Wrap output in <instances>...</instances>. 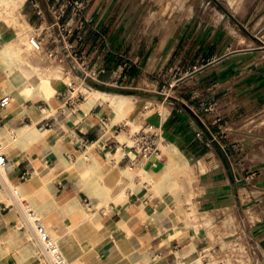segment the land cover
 Segmentation results:
<instances>
[{
    "label": "crops",
    "instance_id": "1",
    "mask_svg": "<svg viewBox=\"0 0 264 264\" xmlns=\"http://www.w3.org/2000/svg\"><path fill=\"white\" fill-rule=\"evenodd\" d=\"M186 6L191 12L177 21L173 35L152 27L148 0H86L82 16L70 20L69 9L64 18L73 27L68 43L88 55L95 68H106L96 80L100 83L135 81L166 64L170 74H180L178 96L156 129L161 152L135 165L116 156L120 133L106 132L113 110L104 97L88 103L85 93L74 106L68 102L90 84L76 72L61 31L47 23L51 38L57 31L52 43L59 42L73 79L59 82L52 97L56 111L45 98L21 96L0 108V141L10 162L7 175L0 171L5 264H46L43 254L30 262L29 200L47 220L45 225L30 208L40 222L58 235L71 264H201L197 255L211 242L203 227L186 226L176 196L164 189L165 178L156 189L157 178L139 174L143 167H156L155 155L168 157L164 144L197 165L199 202L218 216L242 217L256 254L264 258V124L249 125L253 117H264V0H190ZM31 9L34 23L44 25L43 10L36 4ZM156 61L160 65L153 69ZM6 93L0 87V100ZM26 124L46 131L7 143L6 133L16 138ZM118 170L126 175L119 182ZM13 186L26 197L19 199ZM93 186H104V196H92ZM242 191L248 198L241 205L237 193Z\"/></svg>",
    "mask_w": 264,
    "mask_h": 264
},
{
    "label": "rangeland",
    "instance_id": "2",
    "mask_svg": "<svg viewBox=\"0 0 264 264\" xmlns=\"http://www.w3.org/2000/svg\"><path fill=\"white\" fill-rule=\"evenodd\" d=\"M56 0H24L20 6L21 11V19H25L28 21L27 25V34L29 37L40 36L43 39L42 48L33 50V55H40L44 57V60L58 62L62 66L63 77L65 81L71 82L73 77L67 73V66H70L65 55L63 53V49L59 46V42L52 43V39H55V35H57V31L54 30V35L51 38V33H46L45 26L47 23H52L54 21V17L51 11V5ZM168 1V0H165ZM190 0H185L186 5ZM193 0H191L192 2ZM63 0H60L62 3ZM35 3H39L38 8L42 9L41 15H44V20L46 23L42 25L40 21L39 24H35L34 21L37 19V16L32 14L31 6ZM149 4V22L154 23L152 25L156 30L164 32H171L173 35V31L176 28V23L179 19H182L184 16L189 15L191 12V8H185L183 10H178L174 14L170 15L169 12H165L163 10V5L160 3V0H148ZM165 4V3H164ZM178 12V13H177ZM179 14L178 16H176ZM58 28V27H57ZM51 32V31H50ZM168 36V35H167ZM2 43L4 42L1 39ZM57 47V48H56ZM56 48V49H55ZM160 65V61H156L152 64L153 69L156 65ZM155 65V66H154ZM168 64L162 66V68L158 70L159 72H154L153 74L144 73L141 74L135 81H125L124 83L119 81L109 82V86L113 87H139L143 90L149 91L153 95H138L133 94L134 97L131 99V104L133 107L131 110H127V107L124 109H120V101L119 99H111L104 97L111 106L113 110V117L111 120V124L109 125V131L114 132L113 126L115 124L120 125L118 128L120 135L119 139L129 140V135L131 133H135L141 129H159L162 118L167 114L169 110V105L172 104V99L178 96V90L175 87V82H177V78L180 77V74L172 73L170 74V70L167 67ZM9 67L8 61L6 57L0 54V87L6 89V95L15 94L18 92L16 96H13L17 99L18 96H21V91L15 86L13 81L7 77L6 69ZM98 80V79H97ZM62 81V80H61ZM77 87H81V82L77 80ZM84 92L89 95V91L93 90L95 87H91L87 84L86 88H83ZM116 92L115 94H118ZM100 97V96H98ZM58 104H56L53 108V111H56ZM49 113V112H48ZM42 117V116H41ZM264 124V117L255 116L249 122V125H255L257 128ZM109 132V133H110ZM5 140L11 142L14 140V137L9 132L6 133ZM1 139V135H0ZM173 150V149H172ZM171 150L169 145H163V151L167 154V158H160L159 155H155L159 161H168L170 160V165H168L169 172L166 175H163V178L166 179L168 185L164 186V189L171 192L177 198V214L181 215L183 221L185 222L187 227L196 226L197 228L203 227L205 233L208 235V238L211 240L213 245L220 243L223 247V252L213 253L211 252L209 258H213L218 264H264V258L255 254L251 251L249 243L245 241V238L241 236L235 243L239 245H235L234 241H231L233 234V225L239 221L237 217L228 221L230 217L227 215H216V212L211 210V207L206 206L203 202L200 201V193L197 187L198 181V170L197 165L192 162V164H188L186 160L174 153ZM96 149L94 146L91 148V156L94 158ZM122 155L121 150L116 155L120 158ZM170 166V167H169ZM199 169L201 171H205L207 169L206 164H199ZM151 176L157 177L158 172H150ZM155 177V178H156ZM14 185V184H13ZM15 187L17 191H19V199L25 198V194L22 191V188ZM92 196H104V186H93ZM102 204V202H101ZM25 207L28 209H35L39 217L42 219L43 223L46 225L47 220L43 215L42 211L35 205V203L31 200L25 203ZM19 220L21 218H18ZM234 221V223H232ZM236 221V222H235ZM214 222V223H213ZM211 223L213 225L209 226ZM232 223V224H231ZM53 237H58L56 233H53L50 230ZM240 236V235H239ZM32 240L28 243L31 245ZM234 243V244H231ZM40 255L43 254L45 258V263L49 264L47 257L44 254L43 247L39 245ZM43 252V253H42ZM38 253L36 255H39ZM201 255V254H200ZM9 256V250L3 247V240L0 238V264H5L7 262V258ZM202 256V255H201ZM257 261V262H256ZM204 264H206L204 262Z\"/></svg>",
    "mask_w": 264,
    "mask_h": 264
},
{
    "label": "bare ground",
    "instance_id": "3",
    "mask_svg": "<svg viewBox=\"0 0 264 264\" xmlns=\"http://www.w3.org/2000/svg\"><path fill=\"white\" fill-rule=\"evenodd\" d=\"M23 1L24 0H0V54L6 57L9 64V67L6 69L7 77L11 79L15 86L21 91V97L24 99L45 98L47 101L52 103L53 106H55L52 97L58 93L59 82L65 77L62 75V66L58 62L47 61L44 60L45 58L40 55L32 54L33 50H35V47L32 43V37H29L27 34L26 29L28 21L26 18L23 20L21 19L22 14L20 11V6ZM160 3L163 5V10L165 12H169L171 16L175 15L174 13L176 11L183 10L186 6L185 0H160ZM178 15L179 14L176 16ZM167 37L168 36L165 37L162 45L165 43ZM1 39L4 40L3 43ZM9 96L12 99V103L15 98L13 95ZM98 96H104L111 99L118 98L120 101V109L127 107V110H131L133 107L131 104V99L134 97L133 94H111L104 90L95 88L94 92L89 94L88 103H94ZM45 131V126L38 128L35 124H26L24 127L18 130L16 138H14L12 141L20 142L25 136L28 135L38 138L40 135L45 133ZM174 149L177 148L174 147ZM152 163L156 164L154 169L143 167L139 174L141 175L142 179H150L152 176L149 173L157 171L158 176H155L157 178L155 187L156 189H161L162 187L160 184L162 183L163 175H166L169 172L168 167L163 162L159 161L156 156L152 158ZM9 165L10 162H8L6 168L1 170L4 176L7 175V168ZM124 171L125 170H118L115 172L114 178L116 181L119 182L125 179L126 175ZM128 171L132 173V169L129 167ZM14 190L17 191V189ZM112 190L113 186L109 184L108 192H111ZM122 196L123 194L119 195L117 198ZM0 197H4L1 190ZM24 224L26 223L23 221V225ZM3 225L4 224L0 222L1 239H3ZM211 225H213V223H211L209 226ZM26 228L28 231V237L32 240V250L29 252V258L30 262H34L37 257L36 254H39L41 251L38 249L41 243L36 234L35 222L32 219H30V222ZM63 253L65 256H67L66 252L63 251ZM197 258L201 264H204V260L200 254L197 255ZM69 263L71 264L70 261Z\"/></svg>",
    "mask_w": 264,
    "mask_h": 264
},
{
    "label": "built area",
    "instance_id": "4",
    "mask_svg": "<svg viewBox=\"0 0 264 264\" xmlns=\"http://www.w3.org/2000/svg\"><path fill=\"white\" fill-rule=\"evenodd\" d=\"M85 2L86 0H63L62 3H60V0L54 1L51 5V11L54 17L53 25L58 27V29L61 31L62 38L65 41V48L69 50L76 66L85 74V77H91L94 80H97L98 76L101 73L106 72V68L100 66L95 68V65L91 64V60L88 57V55H85L83 52L79 51L78 49H75V47L72 44L68 43V37H70V35L73 32V27L71 25L70 20L73 19L74 17L82 16V10ZM35 4L37 6L39 5V3H35ZM69 9H71L72 16L70 20H64ZM32 43L36 49H40L42 48L43 45V39H41L40 36H33ZM118 82L119 81L116 80V83ZM104 83L109 85L107 82ZM119 88H131V87H119ZM84 94L85 92L80 90L79 93L73 95L68 102H70V104L74 106L75 105L74 103L79 102L84 97ZM10 103H11V97L9 95H5L0 100V108L8 106ZM207 109H212V105L207 107ZM104 124L107 127L106 132L109 133L110 132L109 124L107 123V121ZM119 127L120 125L115 124L113 126L114 132L112 133H118ZM114 143L116 144L115 151L117 152L121 150L122 152L121 158L123 159L128 157L132 165L137 164L142 157H147L149 155L161 152L160 136L156 129L152 130V129L144 128L135 133H131L129 135V140L122 141L119 139ZM6 147H7L6 144L0 141V171L3 168H5L8 162ZM22 177L23 178L26 177L25 173L22 175ZM14 191L15 194L18 193V191L16 190ZM247 198H248V194L246 191L237 193V199L239 200V203L241 205L243 201H245ZM27 213L29 218L35 222L36 234L43 247L44 254L47 257L49 264H70L67 257L65 256V254L61 249L58 239L53 237L46 228V226L40 222V219L37 216L36 212L33 209H28ZM233 218L234 216L230 215L228 221L229 220L231 221V219ZM237 218L239 219V221L233 225L234 231L233 234L231 235L232 238L230 240L234 241L235 243L241 236H243L245 238V241L249 243L251 251L256 254L257 253L256 248L252 245L249 235L248 234L246 235L245 233L246 228L242 217L239 216ZM232 223H234V221H232ZM238 243L240 242L238 241ZM238 243H235V245H239ZM223 251H224L223 247L220 243L213 245V243L210 242V244L206 248H204L200 254L202 255V258L206 264H218L219 262H217L213 258H209V259L207 258L209 257L211 252L222 253Z\"/></svg>",
    "mask_w": 264,
    "mask_h": 264
},
{
    "label": "water",
    "instance_id": "5",
    "mask_svg": "<svg viewBox=\"0 0 264 264\" xmlns=\"http://www.w3.org/2000/svg\"><path fill=\"white\" fill-rule=\"evenodd\" d=\"M74 68L76 70V72L79 74V76L82 79H85L87 83H89L92 87L101 89V90H107V91H111V92H119V93H128V94H138V95H153V96H157L156 94H151L149 93V91L147 90H143L141 88H137V87H131V88H119V87H113V86H109L105 83H100L96 80H94L91 77H85V74L76 66L75 63H73Z\"/></svg>",
    "mask_w": 264,
    "mask_h": 264
}]
</instances>
